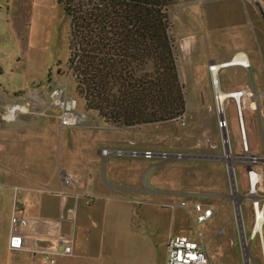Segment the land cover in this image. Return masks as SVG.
Instances as JSON below:
<instances>
[{"label":"crops","instance_id":"obj_1","mask_svg":"<svg viewBox=\"0 0 264 264\" xmlns=\"http://www.w3.org/2000/svg\"><path fill=\"white\" fill-rule=\"evenodd\" d=\"M173 1V9L176 1H180L179 7L184 11L182 24L188 30L180 38L179 47L188 57L190 66L194 65L190 53L192 56L201 54L209 60V70L212 63L227 62L243 52L251 70L230 69H236V74L250 75L253 80L252 63L258 65L260 59L264 74V50H260L258 59L250 35L244 38L239 34L235 40L226 39L223 36L226 28L221 20L223 15L235 18L240 14V23L246 28L248 19L243 5L246 2L263 17L256 0H229L235 4L225 7L223 14L213 6L199 10L206 2L214 4L223 0ZM235 7L239 8V13L233 11ZM55 17L58 22L67 18L58 0H0V38L7 35L13 50L12 59L6 63L0 60V264H50L44 261V253L40 251L10 249L14 217L28 220L27 231L31 238L45 240L34 241L40 249L47 247L49 239L71 238L72 253L54 255L55 264H167L169 239L184 236L196 242L198 238L192 234L195 221L190 212L196 204H202L217 207L219 213L216 200L227 197L226 191L221 189L224 185L212 186L211 182L198 189L188 185L182 191H174L158 187L155 181L145 188L142 173H153L159 168L166 171L164 180L189 182L194 179L190 166L169 164L179 159L129 155L132 151L154 152L142 139L159 137L145 135L144 130H160L162 125L117 128L89 116L83 126H61L60 111L51 102L52 93L62 87L74 98V91L69 92L74 81L64 72L61 62L56 66L51 62L45 70L39 69L37 59L34 57L31 61L27 55L32 35L36 33L34 23L39 26V34H44L47 28L44 19L55 20ZM0 51L5 50L0 48ZM226 89L230 92L250 89V86L244 82L237 88L228 85ZM255 89L257 91L256 85ZM261 100H264V79L257 116H261ZM20 103L28 104V111L17 114L14 120L8 119L6 114ZM262 135L264 141L263 130ZM184 139L190 137L187 135ZM207 143L211 140L198 139L193 148L202 149L201 152H185L180 146L182 151L177 153L184 154L183 159L223 161L221 155L212 153L216 147L209 148ZM158 145L161 144L154 146ZM106 149L123 150L127 154L104 156L102 151ZM159 160L162 162L153 164ZM67 171L73 172L78 180L68 188L69 196L62 202L61 174ZM179 197L180 202L174 203L173 199ZM183 203L186 206H182ZM169 208L172 212H168ZM224 232L220 229L217 237L222 238ZM205 242L213 264L206 238Z\"/></svg>","mask_w":264,"mask_h":264},{"label":"trees","instance_id":"obj_2","mask_svg":"<svg viewBox=\"0 0 264 264\" xmlns=\"http://www.w3.org/2000/svg\"><path fill=\"white\" fill-rule=\"evenodd\" d=\"M82 110L110 126L182 120L188 109L172 35L173 0H58Z\"/></svg>","mask_w":264,"mask_h":264},{"label":"rangeland","instance_id":"obj_3","mask_svg":"<svg viewBox=\"0 0 264 264\" xmlns=\"http://www.w3.org/2000/svg\"><path fill=\"white\" fill-rule=\"evenodd\" d=\"M256 1L261 7V13L263 17L257 14L255 9L252 8L248 2H246L243 4L248 19V25L246 28L240 23V14L236 15L235 18H233L234 16L226 17L223 15L221 20L222 26L226 28V31L223 32V36L226 37V39L235 40L239 34H242L244 38H248L249 35L251 36L254 44V50L259 59L260 50H264V0ZM180 3V1H176V6L174 9L173 6L171 8V22L172 35L175 40V47L179 58V71L182 83L184 85V93L188 101V109L182 120L156 124V126H163L160 130L152 128L147 129L150 131L144 130L145 135L153 134L159 138H148L146 141L144 139L142 140L147 143L144 145H148L149 148L154 152L160 153L165 151L166 153L174 154L182 151V149L185 152H201L202 149H195L193 146L196 145L198 139H209L211 140V143H207L209 148L216 147L215 150H212V153L223 156L224 149L222 145L221 132L217 125V115L215 112L213 99V87L210 79V73L207 69L209 60L203 58L201 54L194 53L192 56L190 53V57L194 63L193 66H190L188 57L182 54L179 47L180 38L188 30V27L182 24V14L184 11L180 9ZM208 3L209 2H206L205 5L200 6L199 10H202L206 6H213L217 8V10H220L219 12L223 14L222 10H224L225 7H227L229 4V6H234L233 3L235 4L234 1L229 0L218 1L214 4ZM238 9V7H235L233 8V11L239 13ZM54 19L55 20L48 18L44 19V22L47 24L44 34L43 32L42 34H39V26H37L36 22L34 23L33 29L36 33L32 35L31 50L27 55L31 61L34 59V57L37 59V65L39 69L44 68L45 70L47 66L51 64V62H53L54 66H56L58 62H61L65 66L64 72L73 79L71 69L65 64L67 62V57L69 58L68 39L70 33V22L68 18L62 22H58L56 17ZM1 23L2 21L0 20V25ZM55 24L57 26H55ZM191 31L192 30L190 29V32ZM0 48L5 50L0 51V60H2L3 63H6L8 60L12 59L13 50L11 49V41L7 35L3 36V38H0ZM36 51L38 52L36 53ZM261 65L260 59L258 61V65H256V63H252L253 80L250 75L246 77L240 73L236 74V69H228L223 71L221 73V83L223 89L227 90L226 87L228 85H232L233 87L237 88V85L245 82L250 86L251 90H254V85H256L257 92L261 96L263 93L264 79L263 68ZM72 88L74 90H72ZM73 91L75 98V86H69V92ZM260 102L261 116H256L257 145L260 154L264 155V141L262 135V130L264 132V100H261ZM79 103L80 110L82 108V103ZM227 113L229 120L234 123L233 113L229 106L227 107ZM143 126L150 125L136 126L134 128H141ZM204 134L205 137L203 136ZM187 135L190 137L189 140L184 139L187 137ZM155 144L161 145L155 147ZM141 149H143V146ZM158 162L162 161H153V164H158ZM150 163L152 164V161ZM225 163L226 162L224 160L202 161L188 158L174 160L169 163L174 165V167L182 165L190 166V174L194 175V181H189V184L187 180H164L166 172L164 168H159L153 173L144 171L142 173L141 181L145 188L157 181L156 185L158 187L171 188L174 191H182L188 185L191 189H198L211 185V182L212 186L224 185V188L221 187V189L226 191L227 197L218 198L216 200V203L220 207L218 215L213 220L205 223L202 226H199V228H196L195 225H192V234L195 238H198L199 232L204 234L208 243L209 253L212 257L213 264H245L240 244L238 224L234 211V197L232 196L231 182L226 169L227 163ZM173 200L174 203H179L180 197L174 198ZM172 210V208H169L168 212H172ZM243 212L245 216L246 234L250 240V233L253 223L252 211L246 204H244ZM220 229H224L225 231L222 238L217 237ZM252 254L254 257L252 258L251 264H262L257 241L253 242Z\"/></svg>","mask_w":264,"mask_h":264},{"label":"built area","instance_id":"obj_4","mask_svg":"<svg viewBox=\"0 0 264 264\" xmlns=\"http://www.w3.org/2000/svg\"><path fill=\"white\" fill-rule=\"evenodd\" d=\"M238 55L242 56L238 62H235L234 60ZM236 67L251 70L250 61L245 53L238 52L230 60L221 64L212 63L209 66V73L213 87L217 125L221 132L224 149L222 159L227 163L239 234H242L245 239V256L248 254L251 264V258L254 257L252 245L254 241H257L259 255L262 264H264V155H261L258 149L256 124V116L259 112V95L256 89H238L230 92L223 89L221 83L222 71ZM221 92H226L228 97L222 100ZM51 102L60 111L61 126L77 127L86 124L89 115L79 111L77 99L69 97L65 88H55ZM28 106L25 103L16 104L6 116L8 119L14 120L17 114L27 112ZM228 106L232 110L234 123L229 120ZM223 135L226 136V139L223 138ZM102 153L104 156L111 154L124 156L127 154L123 150L112 151L108 149L103 150ZM129 155L132 157L143 156L146 159L158 156L164 160L183 159L185 157L181 153H155L152 151L143 153L132 151ZM61 176L63 188L60 197L62 202H65L69 196L68 188L78 179L71 171L63 172ZM244 204L251 209L253 216L250 240L246 234ZM182 206H186V204L183 203ZM190 213L193 214L197 228L214 218L218 213V208L196 204ZM13 225L9 246L11 250L40 251L44 253V261L50 264H55L54 255H70L72 253V240L70 237L60 236L49 239L47 247L40 249L34 244V241L44 242L45 240L43 238H37V240L31 238L27 231L28 220L26 218L18 219L14 217ZM167 264H211L204 235L199 232L196 242L184 236L171 237L167 245Z\"/></svg>","mask_w":264,"mask_h":264},{"label":"water","instance_id":"obj_5","mask_svg":"<svg viewBox=\"0 0 264 264\" xmlns=\"http://www.w3.org/2000/svg\"><path fill=\"white\" fill-rule=\"evenodd\" d=\"M223 138L226 139V136L223 135ZM232 184H233V181H232ZM238 206V205H237ZM236 206V207H237ZM244 243H245V239H244V236L242 234H240V244H241V248H242V253H243V257H244V260H245V250H244ZM252 260V258H251ZM245 264H247L246 260H245ZM249 264H250V261H249Z\"/></svg>","mask_w":264,"mask_h":264},{"label":"bare ground","instance_id":"obj_6","mask_svg":"<svg viewBox=\"0 0 264 264\" xmlns=\"http://www.w3.org/2000/svg\"><path fill=\"white\" fill-rule=\"evenodd\" d=\"M242 55H238L237 58L234 60L235 62H238L240 60V57ZM221 95H222V100H224L225 98L228 97L227 93L226 92H221ZM246 249V248H245ZM245 260L247 262V264H249V261H250V257L248 256V254H246L245 256Z\"/></svg>","mask_w":264,"mask_h":264}]
</instances>
